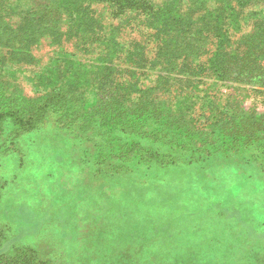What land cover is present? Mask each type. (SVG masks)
I'll list each match as a JSON object with an SVG mask.
<instances>
[{
  "label": "trees",
  "instance_id": "1",
  "mask_svg": "<svg viewBox=\"0 0 264 264\" xmlns=\"http://www.w3.org/2000/svg\"><path fill=\"white\" fill-rule=\"evenodd\" d=\"M257 1L0 0V47L16 64L33 59L44 40L100 48L91 60L67 53L61 77L37 96L0 77V141L38 131L52 117L92 144L95 162L87 166L98 178L122 186L138 187L151 170L186 161L231 160L264 171V112H247L221 91L247 86L264 102V9L244 14ZM128 32L141 38L126 42ZM143 75L153 78L144 83ZM206 97L201 121L195 105ZM5 238L0 229V264H54L46 253L56 244L17 245L8 254Z\"/></svg>",
  "mask_w": 264,
  "mask_h": 264
},
{
  "label": "rangeland",
  "instance_id": "2",
  "mask_svg": "<svg viewBox=\"0 0 264 264\" xmlns=\"http://www.w3.org/2000/svg\"><path fill=\"white\" fill-rule=\"evenodd\" d=\"M261 9L264 0L244 14ZM99 52L80 50L70 39L53 46L44 40L33 59L16 64L0 47V77L20 93L37 96L61 77L67 53L84 61ZM56 57L60 66L48 68ZM121 63L124 74L127 64ZM176 85L187 88L185 82ZM227 85L232 88L221 89L222 99L234 94L247 112H264V102L249 87ZM209 100L196 102L194 115L201 121ZM54 122L50 117L38 131L18 138L11 132L0 141V229L6 232L1 246L8 254L17 245L45 240L56 244L46 253L54 264H264V171L256 165L186 161L151 170L138 187L118 186L87 166L95 162L92 144L78 142ZM8 148L14 150L6 154Z\"/></svg>",
  "mask_w": 264,
  "mask_h": 264
}]
</instances>
